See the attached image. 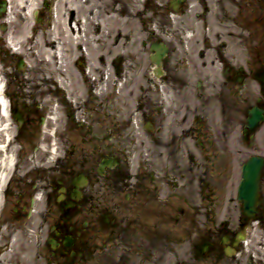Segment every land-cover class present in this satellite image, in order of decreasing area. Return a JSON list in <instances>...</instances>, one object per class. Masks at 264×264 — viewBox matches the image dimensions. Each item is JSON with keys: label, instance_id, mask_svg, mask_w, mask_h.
Here are the masks:
<instances>
[{"label": "flooded vegetation", "instance_id": "flooded-vegetation-1", "mask_svg": "<svg viewBox=\"0 0 264 264\" xmlns=\"http://www.w3.org/2000/svg\"><path fill=\"white\" fill-rule=\"evenodd\" d=\"M202 42L205 60L211 46ZM181 47L160 68L151 55L137 62L133 104L89 81V93L67 101L56 87L59 119L43 124L40 110L50 105L6 92L17 120L9 140L0 118V158L5 146L15 159L4 181L0 175V227L14 222L15 231L35 233L42 264H264V171L251 213L235 189L236 129L246 128L253 106L264 111V97L238 102L229 63L223 87L194 81L180 68L189 59ZM101 59L103 77L109 62ZM245 130L242 144L261 154L256 130ZM46 133L53 162L44 154L46 162L30 166L35 145L51 143Z\"/></svg>", "mask_w": 264, "mask_h": 264}, {"label": "bare ground", "instance_id": "bare-ground-1", "mask_svg": "<svg viewBox=\"0 0 264 264\" xmlns=\"http://www.w3.org/2000/svg\"><path fill=\"white\" fill-rule=\"evenodd\" d=\"M41 1L43 0H5V2L10 5L5 12V20L10 27L8 26L9 31L7 33L0 31V62L2 63L5 61L6 47L3 43L8 39L12 44L21 48V53L28 60V67L26 70L33 73L31 77L36 76L39 73L42 75L41 79L48 80L52 71L58 69L57 65L59 63L62 64L61 68L65 66L64 62L67 60V55H71L75 60L78 59L80 53L74 46L80 43L79 39L82 37V33L90 28V23L95 19H98L96 14L101 13L102 7L98 4L97 0H54V7L52 9L49 8V16L56 14V17L53 21L50 19V22L45 25L34 18L36 14L42 11L40 5ZM136 1L137 0H127V2L132 3ZM205 1L204 4L207 8L213 5L212 0ZM231 1L233 4L237 3V0ZM229 3L231 4L230 1ZM126 4L127 3L125 2L124 5ZM113 6L114 8L110 12H106L107 19L111 21H115L116 18L118 19L121 15L120 0H113ZM203 12L206 14L207 9L205 8ZM187 13L189 14L183 17L181 21L176 20V17L174 21L169 18V23H171L173 29L181 23L189 28L199 29L200 23L192 16V13H200L198 0L188 1ZM142 15L144 23L152 24L151 27L153 28L162 22L156 18L154 20V14L152 13L143 12ZM231 16L232 14H229L227 15V18L231 19ZM3 23L4 21L0 20L1 28L5 27ZM98 28L100 29L102 26H99ZM145 28H147V26ZM91 29L94 31L97 29L94 23L92 24ZM101 34L102 33L98 35L95 31L93 38L98 39L101 37ZM121 36L123 37V41L126 40L124 43L125 47H131L135 44L134 36H124L122 32ZM169 36L170 35L168 34L167 37L164 36L162 38L168 41ZM237 49L241 52V48ZM215 53L216 52L213 51V53H209V55L213 58ZM3 87H7V82H3L0 86V103H3L2 113L6 116L8 115V101H6L7 99L4 97L5 94ZM42 94L45 97L47 96V93L44 91ZM58 110L59 108L56 109L57 112ZM1 120L3 125L2 132L5 133L9 140H11L14 133L11 128L12 122L9 117H3ZM3 149V155H1L0 158V175L2 176L1 179L4 181L7 176V169L13 165V156L8 155L5 146ZM51 155L52 154H49L48 157ZM12 262L13 260L10 258L8 252L6 253V251H4L0 258V264H14Z\"/></svg>", "mask_w": 264, "mask_h": 264}, {"label": "rangeland", "instance_id": "rangeland-1", "mask_svg": "<svg viewBox=\"0 0 264 264\" xmlns=\"http://www.w3.org/2000/svg\"><path fill=\"white\" fill-rule=\"evenodd\" d=\"M160 1H162V0H160ZM97 2L102 7V11L99 14L97 13L96 16L98 19L101 18L99 20V22L103 23V25H104L103 29H102V31H103L102 36L104 39L107 40V41L106 40L105 41L107 43H109V45L106 44L107 46L103 50H99V46H97L95 44V42L93 43L91 41V36L89 35V33H91V32H90V29H88L86 32V35H87L86 36L87 37L86 38V44H87L86 50H87L89 57H90V55L93 56L90 58V63H92V59H94V56H96L97 53H102V52L107 53V52L111 51L112 48L110 47V45H112L111 44L112 42H111V40L109 41V39L113 38V35L118 33L117 32L118 28H125L127 26H131L133 28L137 27L138 29H143V27L141 26V23H143L141 21L142 16L139 15L140 13L135 9V7H133L132 3L129 4V7L126 11L127 17H128L127 20L121 19V20H118L117 22H112L111 20L107 19L106 12H110L114 8L113 7V1H111V0H97ZM120 2H121V5L123 6L124 0H120ZM212 2H213L214 6L212 5L210 7V11L212 13H214V16H212L214 20L204 18V23L206 22V25H209V23H210V25L212 26L210 28H213L211 31L214 33H217V34L222 33L224 31V29L231 30L229 28H224V24H226L225 20H224V22L222 21V17H223L222 14H224V12L222 11V14L218 12L219 8L221 9L220 0L218 1V3H217V0H212ZM225 4H226V1H225ZM252 7L255 10H254V12H252L253 13L252 16L249 17V23L252 24V27L254 29H257L258 34L260 35L258 40H260V38L262 39V37H264V0H253V6ZM45 12H46V14H45ZM45 12H44V14L41 13V15H43V23L45 25H47L46 23H49V21H48L49 20V14L47 11H45ZM131 13H132V15H131ZM97 21L98 20L95 19L93 22H97ZM214 22H215V25H214ZM250 28H251V26H250ZM127 31H128V29L126 30V32ZM197 37H201V36L197 35ZM254 39H257V38H254ZM256 43L257 42H255L254 45ZM119 47L122 48V46H119ZM261 47L264 48V45ZM255 52L257 54H255V56L252 60L253 63L255 62L256 58L260 57L261 48H256ZM263 54H264V51H263ZM192 55H195V53L192 52L190 57L193 61L192 66H194L193 69L197 75L196 77L201 76L204 72H207L208 70L204 71V70L200 69V68H202V66L200 65V62H198L195 57L193 58ZM237 58L240 60H244L246 58L244 56V52L237 53ZM244 65L246 66L245 63H244ZM215 77L218 78L219 75L215 73ZM252 87L254 88V90L257 91L258 85L257 86L252 85ZM134 89L135 88L133 87V90ZM63 126H64V124L60 127L62 128ZM51 134L52 133H46V135L51 138V141H52L51 143L54 144V141H53L54 138H53V136H51ZM37 142L38 141H36L35 143L34 142H31V143H34V145H35ZM48 142H50V141H48ZM40 145L42 147L44 146L43 144H40ZM259 146H261V145L259 144ZM236 147L238 150H240L238 143H236ZM39 155L43 156L42 153ZM239 157H240V155H239ZM39 161L41 162L42 160L39 158ZM30 166H31V164H30ZM237 180H239V178H237ZM237 182H236V184H237ZM29 227H31V226H28L27 229H29ZM4 229H5V231L1 234V237H0V254L1 255L3 254L4 250L6 251V253L8 252V254L10 255V258H12V260H13L12 263H14V264H42L41 260L39 259V255H38V247L40 245H39V242L37 241L38 239L36 238L35 233H31V235H28V233L23 234L22 232H18V230L15 231V223L14 222H7V228H4ZM17 235H18V239H17L18 241L16 239L14 240V237ZM180 251H179V253H180ZM172 258L174 261L175 257L173 256ZM181 260H182V258H181Z\"/></svg>", "mask_w": 264, "mask_h": 264}]
</instances>
